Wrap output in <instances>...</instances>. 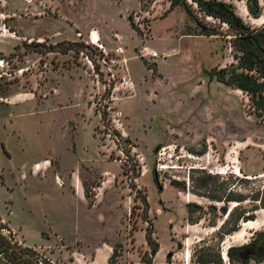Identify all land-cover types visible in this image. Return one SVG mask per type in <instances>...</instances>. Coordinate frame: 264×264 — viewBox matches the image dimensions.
<instances>
[{
    "label": "rangeland",
    "instance_id": "374dc122",
    "mask_svg": "<svg viewBox=\"0 0 264 264\" xmlns=\"http://www.w3.org/2000/svg\"><path fill=\"white\" fill-rule=\"evenodd\" d=\"M171 1L0 0V30L21 38H0V219L59 264H96L106 241L117 264L151 260L147 230L158 263L240 264L229 250L264 232V110L209 72L237 65L250 33L186 0L217 32L197 34ZM201 1L264 31V0L259 16ZM122 75L132 89H114Z\"/></svg>",
    "mask_w": 264,
    "mask_h": 264
},
{
    "label": "trees",
    "instance_id": "16d2710c",
    "mask_svg": "<svg viewBox=\"0 0 264 264\" xmlns=\"http://www.w3.org/2000/svg\"><path fill=\"white\" fill-rule=\"evenodd\" d=\"M202 5L206 11L211 14L220 16L224 21L229 22L232 26L241 28L245 33H250L249 41L241 44L240 48L243 51L237 65H231L224 68L211 69L209 72L211 76H216L219 82L227 86L236 87L247 92L250 95L254 106L257 109L264 110V48L261 47V41H264V31L261 33H252L250 28L245 26L241 20L233 12L234 18H230L226 14H218L209 8V4L205 1L196 0ZM257 7L258 1L255 0ZM228 7L226 4H221ZM182 6L189 14V16L196 22L198 33L200 35H214L216 29L197 22L196 17L190 9L186 0H172L171 9ZM255 16H259L255 10H252ZM226 15V16H225ZM130 19L132 17L130 16ZM238 68H244V71H238ZM246 71H256L253 75ZM263 79V80H262ZM146 239L148 245L151 247V257H154L160 249L159 244L153 246L152 233L147 230ZM240 248H231L229 255L234 259L235 252ZM117 249L114 247L113 254L109 258V264L115 263V258L120 256L117 254ZM141 260L144 264H153L151 260L145 259V253L141 255ZM0 264H59L50 256L46 255L36 247H31L23 242L18 241L11 232L6 231V226L0 219Z\"/></svg>",
    "mask_w": 264,
    "mask_h": 264
},
{
    "label": "crops",
    "instance_id": "0c3cea01",
    "mask_svg": "<svg viewBox=\"0 0 264 264\" xmlns=\"http://www.w3.org/2000/svg\"><path fill=\"white\" fill-rule=\"evenodd\" d=\"M7 13V11L5 10H0V15H5ZM1 17V16H0ZM10 24V23H9ZM15 25H17V22H14ZM5 30L8 29L7 25L4 26ZM1 31L0 30V38L5 39V38H13V39H21L19 38V36H17V34H15V31L10 30V28L8 29L9 34L6 33V31ZM10 35H15V37L10 36ZM91 38V36H90ZM3 47H0V51H3L2 49ZM219 82V81H218ZM221 85H225L222 82H219ZM227 86V85H225ZM229 88V90L234 89L235 87H231V86H227ZM240 90V89H239ZM215 125V123H214ZM74 184V188L76 189V194L78 196H84V188L83 185L80 183V181H76L73 183ZM95 214V212H91L90 210H86V214L89 218L93 217V215ZM99 223L98 220H96V224H102L103 223V216L99 219ZM114 251V246L112 245V243H110L109 241H106L105 243H103L102 245H99L96 249V254H95V259L94 262H96V264H109V258L111 257V255L113 254ZM161 249H159L158 252H160ZM129 250H126V253H124L121 256L126 257L127 253H129ZM158 252L157 254L153 257V264H168V261H165L166 263H164V261L162 260L161 262L158 263L157 261V256H158ZM102 259V260H98V258ZM131 264H144L143 261L141 260V256H139V259L135 260L133 263Z\"/></svg>",
    "mask_w": 264,
    "mask_h": 264
},
{
    "label": "flooded vegetation",
    "instance_id": "af4514ba",
    "mask_svg": "<svg viewBox=\"0 0 264 264\" xmlns=\"http://www.w3.org/2000/svg\"><path fill=\"white\" fill-rule=\"evenodd\" d=\"M253 5L252 10H256L257 4L255 0H249V7ZM219 7L223 14H227L230 18H234L233 11L224 5L219 4ZM234 260L240 264H249V261H255L262 263L264 260V232L259 234L254 240H252L248 245L240 248L235 252ZM229 260H231L230 255H228Z\"/></svg>",
    "mask_w": 264,
    "mask_h": 264
},
{
    "label": "built area",
    "instance_id": "2783aa9c",
    "mask_svg": "<svg viewBox=\"0 0 264 264\" xmlns=\"http://www.w3.org/2000/svg\"><path fill=\"white\" fill-rule=\"evenodd\" d=\"M134 17H136V21L137 20H139V17L137 16V14L134 16ZM91 38H92V44H94V45H97L98 47H100L99 49H102V50H104V46L102 45V44H100L99 43V41H98V38H96L95 37V33H92L91 34ZM105 51V50H104ZM143 55L144 56H152V57H159L160 56V53L158 52V51H156V50H154V49H150L149 47H144L143 48ZM110 54H108L107 53V55L106 56H109ZM84 58L86 59V61H87V63L89 64V65H91V67H93V68H96V66H95V64H94V61L91 59V58H89V56H84ZM110 60H111V63H112V67H114V65H117L118 64V57H112V58H110ZM102 61H104V63H108V61H107V58L106 57H103L102 58ZM111 69V68H110ZM112 70V69H111ZM111 76H113V79H115L116 80V76L114 75V74H112ZM129 88V89H132V87H133V83L131 82V80L126 76V75H122L120 78H119V82H118V85H116L115 87H114V89H118V90H120V88ZM119 116H120V113H119ZM112 121L114 122V123H116V128H120V127H122V123H121V120H120V118H118V117H114L113 119H112ZM7 231V230H6Z\"/></svg>",
    "mask_w": 264,
    "mask_h": 264
},
{
    "label": "bare ground",
    "instance_id": "6f19581e",
    "mask_svg": "<svg viewBox=\"0 0 264 264\" xmlns=\"http://www.w3.org/2000/svg\"><path fill=\"white\" fill-rule=\"evenodd\" d=\"M257 21H264V12L260 17L257 18ZM12 36L15 37V35H12Z\"/></svg>",
    "mask_w": 264,
    "mask_h": 264
},
{
    "label": "water",
    "instance_id": "95a60500",
    "mask_svg": "<svg viewBox=\"0 0 264 264\" xmlns=\"http://www.w3.org/2000/svg\"><path fill=\"white\" fill-rule=\"evenodd\" d=\"M249 8L252 10L253 9V5L251 4V6Z\"/></svg>",
    "mask_w": 264,
    "mask_h": 264
}]
</instances>
